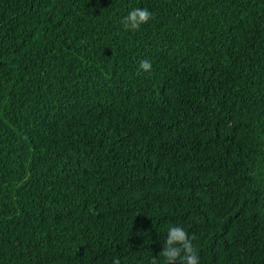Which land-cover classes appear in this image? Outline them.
Here are the masks:
<instances>
[{
	"label": "trees",
	"instance_id": "trees-1",
	"mask_svg": "<svg viewBox=\"0 0 264 264\" xmlns=\"http://www.w3.org/2000/svg\"><path fill=\"white\" fill-rule=\"evenodd\" d=\"M173 224L264 264V0H0V264H163Z\"/></svg>",
	"mask_w": 264,
	"mask_h": 264
},
{
	"label": "clouds",
	"instance_id": "clouds-1",
	"mask_svg": "<svg viewBox=\"0 0 264 264\" xmlns=\"http://www.w3.org/2000/svg\"><path fill=\"white\" fill-rule=\"evenodd\" d=\"M151 18L152 13L148 9L133 7L121 18L120 23L125 30L136 31L148 23ZM151 69L152 64L148 60L140 62L139 70L148 73ZM158 255L159 258H162L163 264H174L177 260L180 261V264H200L197 249L187 231L184 227L175 224L167 228L162 251ZM112 264H120V262L114 259ZM151 264H158L157 256L151 258Z\"/></svg>",
	"mask_w": 264,
	"mask_h": 264
}]
</instances>
